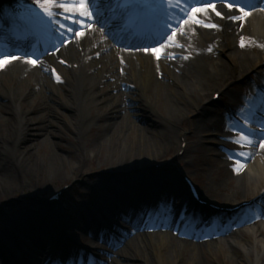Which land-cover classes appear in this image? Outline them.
Instances as JSON below:
<instances>
[{
  "label": "bare ground",
  "instance_id": "bare-ground-1",
  "mask_svg": "<svg viewBox=\"0 0 264 264\" xmlns=\"http://www.w3.org/2000/svg\"><path fill=\"white\" fill-rule=\"evenodd\" d=\"M21 2L0 0V13L3 18L17 22L23 11L27 14L45 15L35 0ZM103 2V7L118 10L116 17L123 20L126 26L149 27L147 22H136L137 10L133 0H104ZM216 3V10L222 13V16H217L211 8H208L207 14L197 13V15L205 24H215L219 27H205L189 18L185 25L178 27L179 33L176 36L167 39L169 46L164 44L159 47L158 50L161 48L159 59L150 48H148L149 51L137 50L128 46L129 42L126 44V49H120L115 43V38L119 34L100 17L102 8L99 18L92 22L93 28L85 29L86 35L75 36L79 38L77 44L68 45L64 52H48L40 57L36 64L17 59L12 60L5 67H0V198L13 194L18 189H25L38 177L43 178L46 166L51 169V172L47 170V176L55 178L67 175L68 170L70 173L78 170L76 159L80 153L82 160L79 168L88 162L89 156L81 150L82 146L81 149L70 152L66 157L67 162L64 157L66 155L61 153L62 149L58 140L55 139L57 134L54 128L58 126L60 129L57 122L72 130L81 140L87 135L89 129L94 125L98 126L100 136L114 143V151L121 152L127 156L126 159H130L131 165L127 162L119 165L122 171H127L143 168L145 166L143 155L154 147L153 145L156 146L160 139V144L165 149L177 143L178 134L180 140L185 142V130L179 132L176 125L185 124L193 111L201 112L214 107L216 102L212 100L213 95L210 97L208 94L210 88L221 87L222 93L228 95L231 102H235L241 97L238 98L233 88L234 84H239L254 74L256 77L252 78L253 82L249 81L250 84H248L251 86L252 93L243 100L250 105L256 98L264 95V56H262L264 4L260 5L261 9L250 10L249 15L242 20H232L230 16L237 13V9H229L225 3ZM12 4H17L19 8H12ZM57 11L61 10L57 9ZM57 18L74 29L79 27L61 16ZM243 21L246 24L243 25ZM103 22H106L105 29L102 26ZM52 23L54 22L51 21ZM173 24L175 22L171 23ZM239 24L242 25L241 30H239ZM52 27H55L51 32L53 41L60 36L67 38L71 34L59 25L52 24ZM154 36L159 35L154 34ZM24 37L21 38L24 39ZM202 41L203 45L199 46L198 44ZM215 41H218V46ZM131 43H133L132 40ZM33 45H35L34 40L30 41L28 47H21V49H32ZM45 45L46 49L55 47L56 43L48 42ZM193 46L196 47L195 53L202 55L195 63L187 60L193 55L187 48ZM208 49L211 51L207 52ZM214 53H220L227 59L221 58L220 55L213 59ZM134 56L138 57L137 63L133 60ZM227 60H230L232 64L230 65ZM9 83L14 86L9 87ZM243 87L245 90L248 86ZM144 92L148 94L147 102L142 96ZM112 95H116V98L108 101ZM219 99L221 100L222 96ZM260 100L263 101L262 98ZM147 103L149 106L146 105ZM155 108H158L160 117L154 114ZM224 112V110L216 109L204 122L192 121L190 130L198 135L219 126ZM136 118L141 119L142 124L145 125L138 123ZM56 119L59 120L56 121ZM250 126H252L251 123H249ZM30 131L37 132L33 140L26 145V136ZM256 131V127H252L251 134ZM208 133L212 132L208 131ZM231 134L222 131L220 133L222 139L218 141V144L225 146V142L229 141L231 144L229 139L232 137ZM125 140L130 141L128 149L120 147ZM253 140L256 141V146L254 147L255 143H253L247 147V156L240 157L238 155L240 148L234 147L235 151L229 157L227 156L225 161L236 170L242 189L246 190L250 187L253 190L252 199H258L264 191V145L255 138ZM41 142L49 143L47 160L40 159L39 154H43L39 149ZM233 145L237 144L233 143ZM187 148L184 154L187 153ZM56 149L60 153L56 152ZM253 152L255 154L250 159L249 155ZM213 153L210 151L209 156L211 157ZM236 158L242 164H236ZM121 183H124L126 187L108 184V181L104 179L102 181V178L94 182L97 188L109 187L113 191L112 195H108V199L94 204L91 210L96 211L93 214L94 220L99 216L97 226H94V231L92 230L93 239L105 243L109 248L90 246L89 250L92 255L101 253L104 257L95 256L91 259L88 250L85 258L77 257L71 262L69 260L71 254L66 251L69 248L62 242L64 246L60 251L64 257V264H155L152 256L157 257L159 264H178L183 251L189 255V257L185 255L187 264H204L198 250L214 242L207 238L206 233L210 232L209 230L204 229V233H201L191 228L198 224L207 228L203 223L204 219L207 220L206 216L200 215L197 211L194 212L192 208L189 209L188 214L190 223L183 218L188 211L187 205L192 202L195 204V200H192L190 195L187 196L182 182L171 177L147 178L145 174L137 172L128 179L127 183ZM163 187L167 188L168 196L172 199L182 195L185 203L173 207V215L167 211L165 220L157 219L145 225L139 221V218H134L132 221L130 216L137 214L133 200L136 199L139 206L147 207L152 195L159 193ZM129 192H132L136 198L127 200L128 198L124 196ZM206 199L213 201L208 197ZM157 200L150 202L153 204ZM233 204L236 205L235 202H229L227 205L233 206ZM26 209L13 217L14 221L7 216L0 219V233L4 236L2 239L0 235L2 243L5 244L9 240L21 242L28 237V234L34 233L33 228L42 229L44 235L48 238L51 236L50 239L54 237L50 235L56 222L52 215L57 214V210H44V213L36 211L40 213L38 214L31 208L26 207ZM141 213L143 214V209ZM206 215L210 216V222L217 214L210 212ZM262 219L259 223L243 227L252 237L246 243L235 240L233 236H230V239L218 238L217 243L232 240L233 244L241 246L248 253L256 251L255 257L250 258L249 264H261L264 259V232L261 231L262 229L264 231V220ZM99 220H101L100 223ZM126 224L131 226L128 227ZM86 227L87 230L90 229L89 226ZM115 231L120 233L116 239L113 237ZM43 237L38 238L37 244L31 248V253H28L32 256L31 259L23 257L22 262L42 264L41 262L45 260L43 264H47L54 246L50 239L43 240ZM148 237H155V240L152 239L153 242L149 240L151 245L142 249V255H135L138 249L137 242ZM174 249L177 251L173 252ZM5 252L6 249L0 244V253L5 256ZM24 254L27 255V253ZM34 258L36 261H33ZM3 264L7 263L3 260ZM240 264L247 263L240 262Z\"/></svg>",
  "mask_w": 264,
  "mask_h": 264
},
{
  "label": "rangeland",
  "instance_id": "rangeland-1",
  "mask_svg": "<svg viewBox=\"0 0 264 264\" xmlns=\"http://www.w3.org/2000/svg\"><path fill=\"white\" fill-rule=\"evenodd\" d=\"M20 3H22V0H18ZM104 1V0H102ZM99 0V2H102ZM216 4V2H215ZM224 4V3H223ZM31 5V4H30ZM33 6V4L31 5ZM258 5H252L251 8H256ZM250 8V9H251ZM171 9V10H170ZM112 11L109 10V8H105L103 14L101 13L100 17L101 19H105L107 21V25L113 30L116 31L118 35L115 38V43L120 49H126L127 42L133 41V44L131 47L134 49H159L160 46L167 43V39L169 37L173 36L172 32L173 29H175V35L176 36L179 33V28L182 25H185L187 20H185L184 23L180 24L178 19V13L180 12L178 8H167L165 16L161 19L164 25H170L168 22H175L177 23V26H173L169 29L168 33L165 32L159 33V36L154 35H147V34H141L137 36H134V34H130L127 36L126 33H120L118 32L119 29H115L118 26L113 25V21H119L118 19L109 20ZM181 18V17H180ZM183 19V18H182ZM109 20V21H108ZM242 23V22H241ZM106 22H103L102 26L103 29ZM246 24L243 21V25ZM118 25V24H117ZM179 25V26H178ZM239 30L242 29V25L239 24ZM101 27V25H100ZM119 28V27H118ZM209 29V28H208ZM210 31V30H209ZM208 31V32H209ZM207 32V33H208ZM188 36V35H187ZM198 36V35H197ZM128 37V40H127ZM195 37V36H194ZM192 38V37H190ZM127 40V42H126ZM203 41L200 42L198 45H203ZM216 46H218V41H215ZM170 44H168L169 46ZM178 47V45L174 44ZM172 46V45H171ZM64 49V48H62ZM190 52V54H193L191 57H188L187 60H191V62H197L202 55L195 53L196 47H190L187 48ZM219 49V48H217ZM161 50V48H160ZM159 50V51H160ZM250 50V49H249ZM218 51V50H217ZM209 52V51H207ZM254 52V51H253ZM217 55L219 57L220 53H214V56H212L213 59L217 58ZM221 58H224L222 55H220ZM262 56H264V52L262 53ZM15 60V59H14ZM133 60L137 63L138 57L134 56ZM228 63L231 65L232 62L230 60H227ZM256 75H252L245 81H241L243 86H248L249 81H252ZM251 79V80H250ZM234 84L233 88L235 89L238 98H240L242 95H244L245 90L244 87L241 84ZM9 87L14 86L13 84L9 83ZM221 92V87L215 86L210 88L209 90V96L214 98L215 93ZM142 96L146 99L147 102V96L148 94L146 92L142 93ZM116 98V95H112V97L109 100ZM190 104H192L191 101H189ZM231 103V98L223 94L222 99L220 102H216L210 110L201 111V112H195L193 111L190 118L186 120V123L183 125H176L179 132L185 130L186 134V143L182 142V139L180 140L179 134L177 135V143L175 145H172V147H168L165 149L163 145H161V139L157 142L156 146L153 145L149 151H147L143 155L144 159V167L143 168H135L130 169L127 171H122L119 168V165L122 164V162H127L129 165H131L130 159H126V155L122 154L121 152L114 151V143L110 140L103 139V137L100 136V128L98 126L94 125L91 129H89V132L87 135L81 140L76 136L75 133L72 132L69 128L66 126L61 125L59 122H57L60 126V129H58V126L54 128V132L57 134L56 140L59 142V146L61 147V153L66 155L65 158L69 156L70 152H75V149L78 148L81 149V146L83 149V152L89 156V160L86 164H84L81 168H79V164L82 160V155L80 153V156L78 155L76 159V165L78 167V170L74 171L73 173H67L65 176H58L53 178L50 176V178L47 176V170L51 172V169L49 167H45L44 169V176L43 178H36V180L33 181L31 185H27L25 189H18L13 194H10L8 196H2L0 198V219L3 217H8L9 219L13 220V217H15L18 213L27 210L26 207L31 208L36 211H43L44 210H57V214L54 213L52 215L53 218H55V227H53V231L51 233H54L56 235V238L54 240H51L56 243L55 246H57V243L59 244V239L64 238V242L69 248L68 250L72 253V256L70 257V261H74L77 259V257L85 258L86 253L84 248H87L86 250H89V247L91 245H98V246H105L106 248L109 246L105 245L104 243L100 241H95L93 239V234H91L92 230L94 231V226H97L98 218L94 220L93 214L96 213V211L93 210L94 204H98V202H102V200L108 199V195H112V190L109 187L105 188H97L96 185H94V182L98 178H102L108 181V184L114 185V186H122L126 187L124 183H127L128 179L132 178L134 175H136L137 172L143 173L146 175L147 178H162V177H171L175 178L179 182H182L185 185V191L187 193V196L189 197V191L188 186L185 183L184 175H187L188 177H191L193 181H195V184L199 187V189L203 192V194L213 199L215 202L218 203H231L235 202L238 203L242 200H246L247 198H252L253 190L251 188L242 189L240 177L236 176L235 169L232 167L231 164H229L227 161H225V158L231 155V153L234 151V147H238L240 145H233L230 142H225V146H220L218 144V141H221L222 136L220 133L227 128H229V123H232V121H228L227 116L223 115L220 120L219 126L215 128H210L208 131H211L212 133H208V131L198 134L192 133L190 130V125L192 121L200 120L204 122L205 119L210 117L213 113V111L217 110H226V107ZM147 106L148 103L146 104ZM228 108V107H227ZM135 109L134 107L132 108ZM154 114L156 116H159L158 108L153 109ZM96 112V109L94 113ZM264 118V114L260 111ZM160 117V116H159ZM249 117V116H247ZM61 118V117H60ZM262 119V118H261ZM59 120V119H58ZM56 119V121H58ZM137 122L142 124L141 119L136 118ZM66 121H64V124ZM227 124V128H226ZM262 124L264 125L263 121ZM66 125V124H65ZM145 125V124H142ZM223 128V129H222ZM259 129V128H258ZM74 130H76L74 128ZM242 129H237V131H234V136H238L239 131ZM247 135H251V133L248 130H242ZM37 131H30L27 133V141L26 145L29 144ZM233 136V137H234ZM253 137V136H252ZM257 140L264 139V133L263 134H256ZM53 140V139H52ZM79 141V142H78ZM130 141L125 140L121 143V148H129L130 147ZM25 146V145H24ZM43 146V147H41ZM256 146V143L254 147ZM42 149H41V148ZM39 149L43 154H39L40 159H48L47 153L49 149V143L47 142H41ZM187 148V153L183 154L181 151ZM56 152L60 153L57 149ZM214 152L211 157L209 156V153ZM40 152V153H41ZM78 152V151H77ZM82 152V154H83ZM181 153V154H180ZM220 154V155H219ZM223 154V156H221ZM255 153L250 154L253 156ZM233 158V156L231 157ZM235 159V158H234ZM237 159V158H236ZM67 160V158H66ZM68 162V160H67ZM127 166V165H126ZM155 166V167H154ZM164 175V176H163ZM69 188H67L63 194H61L60 199L58 201L53 202H47V198L54 193L58 192L62 187L65 185H70ZM128 189V187H127ZM126 189V190H127ZM103 193L104 195L101 196ZM132 192L127 193L124 197H127V200H132L133 198H136L133 196ZM140 198L142 196H139ZM182 195H178L175 197V199H172V197L168 196V191L166 187H163L159 193H155L152 195L151 200H156L159 198L163 199V205L168 206L169 208V214H172L173 207H177L179 204L185 203V198H182ZM122 199L123 196H122ZM150 200V201H151ZM133 202L135 206H139V202L134 199ZM149 201V203H150ZM182 201V202H181ZM125 202V201H124ZM157 205V203H156ZM188 211L183 217L187 222L188 221V214L189 209L191 210L192 204H188ZM262 206H264V201L255 202L253 206L244 208L240 210L237 214H234V218L228 217V222L226 225L219 226L217 224L213 225H207L208 236L207 238L210 239V241H213L212 245H207L201 248V250H198V253H200L202 261L204 264H240V262H244L249 264L250 258L255 257V252L248 253L244 251V249L241 246H237L236 244H233L232 240H224L222 243H217L218 238H224V239H230V236H233V238L237 241H240L242 243H246L247 240L252 238L249 233L245 231L243 228L246 225L253 224V223H259L260 220H264V208L260 209ZM5 212H7L5 215H3ZM91 212V213H90ZM38 213V212H36ZM34 214V213H33ZM40 214V213H38ZM163 212H159L157 215L154 214V210H143V219L145 221L149 220H157L159 221L167 219L166 216L162 215ZM55 216V217H54ZM14 221V220H13ZM61 221H63V226L61 225ZM93 221V222H92ZM101 220H99L100 223ZM222 222V220H221ZM220 222V223H221ZM89 224V225H88ZM60 225L62 227H60ZM127 225V224H126ZM86 226H89L90 229L87 230ZM130 227V225H127ZM220 228H219V227ZM218 227V228H217ZM14 228V227H12ZM192 229L198 230L201 233H204L202 229L200 228H194L191 226ZM203 228V227H202ZM39 230V229H38ZM67 230V233H66ZM262 232L263 229L261 230ZM38 235L35 236V239L33 238H26L27 241L24 242V239L21 242H15L12 240H9L5 244L2 243L3 234L0 233L2 236V239L0 238V244L2 247H5L6 257H2L0 253V264H3L4 258L7 260V263L9 261L15 260H21V258H29L31 259V255L29 256L28 253H31V247H35V244H37L38 238L40 236H44L45 239H50L46 235H44L40 229L38 231ZM60 232L63 233V236L60 234ZM113 234L114 238H118L119 234L117 231ZM155 232V230H153ZM42 238V237H41ZM155 240V237L150 238L148 237L145 240H141L137 242V252L135 255H142V249L145 247H150L151 244H149V240L152 241ZM153 242V241H152ZM151 242V243H152ZM78 247L80 254H73V251ZM116 247V246H115ZM118 248V247H117ZM11 249V250H10ZM61 248L59 250L54 249L51 251L50 256L47 259V264H64V259L60 255ZM67 251V250H66ZM177 250L174 249L173 252H176ZM10 252H13L10 255ZM196 252V251H195ZM24 253H27L24 254ZM69 253V252H68ZM152 255H156L153 252ZM187 252H181V259L178 261V264H187V258L189 257ZM91 259H93L95 256L97 257H104L101 253L93 254L89 253ZM34 255V251H33ZM56 256L58 258L56 259ZM10 257V260L8 261V258ZM153 262L155 264H159L157 257L152 256ZM24 260V259H23ZM41 260V259H40ZM33 261H36L35 258ZM15 262H12L11 264H15ZM45 262L42 261V264ZM24 263V262H23ZM39 263V262H38ZM28 264V263H26ZM36 264V263H35ZM261 264H264V259H262Z\"/></svg>",
  "mask_w": 264,
  "mask_h": 264
},
{
  "label": "snow or ice",
  "instance_id": "snow-or-ice-1",
  "mask_svg": "<svg viewBox=\"0 0 264 264\" xmlns=\"http://www.w3.org/2000/svg\"><path fill=\"white\" fill-rule=\"evenodd\" d=\"M39 9L47 16L50 21H53L60 28L66 29L67 32L73 33L75 36H83L85 34V29L93 28V21L99 18L100 8L98 0H35ZM223 3L227 5L229 9H237V13L230 16L232 20H242L245 16L249 15L251 5L248 0H222ZM167 7L178 8L183 14V19L179 21L180 24L184 23L186 19L190 18L193 22L202 24L205 27H219L215 24H205L201 20L197 13L207 14L208 8H211L216 12L217 16H222V13L216 10L214 0H165ZM57 9L61 11H57ZM61 16L64 20L71 21L72 24L79 25L77 28H73L67 24L61 22L57 17ZM171 28V25H167ZM63 35V33H61ZM172 35H175V29H173ZM171 39V37H169ZM243 46V40L241 41ZM183 45H181L182 47ZM149 51V49H145ZM151 51L156 54L157 58H160V51L158 49H151ZM14 55L8 56L6 54L0 53V67L7 66L12 60L16 59ZM26 61H30L32 64H36L37 60L32 59L31 56L25 57ZM243 123L248 125L249 121L244 119ZM232 129L236 130V126L232 125ZM252 129L249 128V132ZM233 143L240 145V151L238 155L244 157L248 155L246 151L247 147L256 141L252 139V136L245 134L244 131H239L238 136L229 137ZM260 144L264 145V139L258 141ZM236 164H242V162L237 159ZM235 167V166H234Z\"/></svg>",
  "mask_w": 264,
  "mask_h": 264
}]
</instances>
